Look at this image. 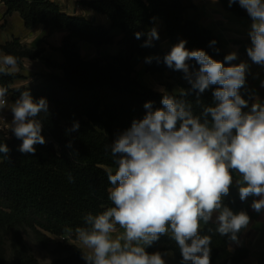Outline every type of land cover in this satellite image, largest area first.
I'll return each instance as SVG.
<instances>
[{"label":"trees","instance_id":"16d2710c","mask_svg":"<svg viewBox=\"0 0 264 264\" xmlns=\"http://www.w3.org/2000/svg\"><path fill=\"white\" fill-rule=\"evenodd\" d=\"M0 1L6 6L5 16L18 13L28 29L43 24L52 30L66 32L62 45L51 47L63 54L62 63L47 56L44 47L22 43L18 37L0 43V51L14 55L17 63L24 59L43 60L48 66L62 70V74L43 76L32 86H15V80L24 76L0 69V87L8 89L7 94L12 101L28 91L34 100L45 98L48 102V113H41L39 117L46 143L35 145L34 154L21 153L22 140L0 131V143L7 144L10 150L8 158L0 154V264H86L80 247L73 243L61 245L45 233L58 237L69 234L75 239L76 229L86 226L85 215H96L114 206L108 199L111 186L107 170L111 168L114 173L117 167L110 148L117 136L130 128L134 119L139 120L146 115V102H152L153 110L162 108L161 100L165 94L189 102L196 115H200L204 107L216 103L213 92L218 85L210 86L197 95L184 78L185 74L168 68L163 57L174 45L185 40L187 50H204L226 67L241 62L225 60L228 54L220 39L189 15L188 10L194 7L191 0L80 1L89 9L106 15L110 26L83 15L68 13L54 0ZM219 1L231 13L249 16L238 3L229 6L228 0ZM158 21L165 25L171 41L169 48H162L158 40H152L151 46H143L148 40L149 29ZM137 32L142 34L139 39L135 36ZM81 41L98 49L117 43L119 52L86 59L80 51ZM136 56L145 61L149 73L168 74L178 80L181 91H186L187 95L181 97V91L167 89L160 92L142 85L133 63ZM148 57L154 59L147 62ZM188 64L190 72L200 67L194 59ZM240 95L248 101V106L242 111H250L254 93L247 73ZM74 122L79 123L78 131H69ZM49 139L55 142L57 153L48 147ZM233 176L235 178L236 173ZM223 204L238 212H246L250 218L252 216L250 205L240 199L238 186H230ZM23 226L33 229L44 245L49 242L60 245L64 255L50 263L41 262L24 238ZM216 227L215 222H202L200 230V235L211 237L210 264H248L249 250L246 247L219 260L229 250L231 240L228 235L216 232ZM9 235L13 238L10 261L6 249V237ZM166 251H172L182 264L180 249L170 232L160 235L146 250L149 254Z\"/></svg>","mask_w":264,"mask_h":264},{"label":"clouds","instance_id":"9594fccd","mask_svg":"<svg viewBox=\"0 0 264 264\" xmlns=\"http://www.w3.org/2000/svg\"><path fill=\"white\" fill-rule=\"evenodd\" d=\"M228 3H238L251 18L247 55L253 63L264 65V0ZM141 35L135 34L137 39ZM147 36L145 47L159 39L155 27ZM186 43L181 40L174 45L163 62L182 71L197 95L218 85L213 92L216 103L196 115L189 102L165 94L162 108L153 110L152 102H146V115L134 119L131 127L117 136L110 145L117 167L114 173L107 170L108 199L114 206L85 215L86 226L76 229L86 264H165L160 252L149 254L145 246L168 232L180 249L182 264H210L211 237L200 235L202 222L207 224L215 215L216 232L237 241V234L250 221L246 212L234 213L223 204L233 173L239 177L240 199L259 197L251 206L256 212L264 211V105L254 103L250 111H242L248 106L240 95L248 64L226 67L204 50H187ZM152 59L148 57L147 62ZM192 59L200 65L194 72L189 71ZM235 59V52L225 57L229 62ZM0 64L6 70H16L17 58L5 54L0 56ZM7 92L0 87V109L8 104ZM185 95L187 92L181 91L180 96ZM10 110L9 130L22 140L19 151L34 154L35 145L46 143L39 117L48 113L47 100H34L24 91ZM78 129L79 123L74 122L69 131ZM9 151L7 144L0 143L3 158H8ZM117 226L124 232L113 237Z\"/></svg>","mask_w":264,"mask_h":264},{"label":"crops","instance_id":"0c3cea01","mask_svg":"<svg viewBox=\"0 0 264 264\" xmlns=\"http://www.w3.org/2000/svg\"><path fill=\"white\" fill-rule=\"evenodd\" d=\"M54 1L58 2L63 10L68 13L83 15L91 20L95 19L97 23L106 26H110L111 24L109 18L106 15L95 12L82 5L80 3L81 0ZM191 2L194 7L188 10L189 15L192 18L197 19L203 26L210 29L220 39L221 44L227 54L235 52L237 54V60L248 64L246 73L248 75L254 93L253 104L259 103L261 105H264V65L253 63L247 55V48L251 46V39L249 36L250 25L252 23L251 18L249 16L241 17L231 13L223 7L219 0H191ZM5 11L6 6L3 2L0 1V43H5L13 37H18L22 43L34 46L36 48L44 47L46 49V55L51 57L54 61L59 63H62L64 61L63 54L60 51L53 50L51 47H60L62 45V41L64 36L66 35V32L60 30H52L50 28H47L43 24H39L34 28L28 29L25 27L23 19L18 13L5 16ZM159 27L163 29V39H161L159 36L158 41L160 42L162 48H169L171 46V41L165 34L166 28L162 21H158L157 25L155 26L156 29H158ZM44 37L46 38L45 40H43ZM119 38L120 36L117 37V40ZM79 47L82 56L86 59H91L99 54H113L110 51L111 47L119 49L117 43L113 45H104L98 49L85 41H81L79 43ZM3 55L5 54L0 51V56ZM137 59H139V65L140 63H142L141 70L146 69L145 61L141 57H138ZM143 65L145 68L143 67ZM0 69L11 73H19L24 76V78L15 80V86H32L40 82L43 76L47 74H62V70L48 66L45 61L33 59H24L21 63H17L16 70H6L5 66L2 64H0ZM13 103L15 102L9 98L7 106L4 109H0V122L3 117H6V122L4 123L5 133L9 137L14 135L9 130V123L11 122L13 117L10 107ZM211 221L216 223L215 215L213 216ZM123 232L124 229L117 226V231L112 235L113 237H115L116 235L122 234ZM63 237L64 239H67L69 243H73L82 249V245L77 238L73 239L69 234ZM239 246H241V244L234 245V243L231 242L229 250L223 253L222 259L232 255L235 250L239 248ZM148 247L149 246H145V251L148 249ZM162 255L163 257H169L173 260L176 257V255L172 251H166L162 253ZM255 255L256 254H254V250H251L249 257L252 258ZM249 261L250 260H248V264H250Z\"/></svg>","mask_w":264,"mask_h":264},{"label":"rangeland","instance_id":"374dc122","mask_svg":"<svg viewBox=\"0 0 264 264\" xmlns=\"http://www.w3.org/2000/svg\"><path fill=\"white\" fill-rule=\"evenodd\" d=\"M157 31L159 33L160 38L163 39V29L159 27ZM165 34L167 36L166 30H165ZM45 39L46 38L44 37L43 40ZM110 51L111 53L116 54L119 52V49L111 47ZM138 57L139 56H136V58H134L133 63L138 71L139 80L142 85L152 88L156 91H162V92L166 91L167 89H172L176 92L181 91V83L178 80L170 77L168 74H164V75L151 74L146 69L141 70L142 63H140L139 65V59H137ZM238 178L239 177L236 174V177L234 178L232 186H237L236 179ZM250 198H254V200H256V199H259V197L249 196L246 200H243L245 204L250 205V210L252 212V216L250 218L249 224L246 228L242 229L237 234V241H231V242L234 243V245L241 244L239 248L246 247L249 250V255L251 253V250H254V254L256 255L253 256L252 258L248 257L247 259V261L250 260L249 261L250 264H264V211L256 212L251 206L253 201L251 202ZM231 210H233L234 213H238V211L234 209H231ZM21 232L24 238L26 239V241L28 242V244L30 245L32 249V253L41 262L50 263L54 261L55 259L60 258L64 255V252L60 245L51 243V242H49L47 245H44L38 239L36 232L30 227L23 226L21 228ZM45 234L46 236L55 239L61 245L69 243L67 239H64V237L54 236L50 233H45ZM12 242H13L12 236L11 235L7 236L6 237V249H7V258L9 261L12 259V255H13ZM222 258H223V254L220 256L219 260H222ZM163 259L165 261V264H180L177 260V257H175L174 260L169 257H163Z\"/></svg>","mask_w":264,"mask_h":264},{"label":"water","instance_id":"95a60500","mask_svg":"<svg viewBox=\"0 0 264 264\" xmlns=\"http://www.w3.org/2000/svg\"><path fill=\"white\" fill-rule=\"evenodd\" d=\"M93 21H95V19H93ZM48 147L53 153H57V146L53 140L48 142Z\"/></svg>","mask_w":264,"mask_h":264},{"label":"built area","instance_id":"2783aa9c","mask_svg":"<svg viewBox=\"0 0 264 264\" xmlns=\"http://www.w3.org/2000/svg\"><path fill=\"white\" fill-rule=\"evenodd\" d=\"M7 102L9 100V95L7 94L6 96ZM6 122V117H3L1 122H0V131H4L5 132V126L4 123Z\"/></svg>","mask_w":264,"mask_h":264}]
</instances>
